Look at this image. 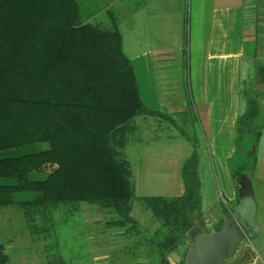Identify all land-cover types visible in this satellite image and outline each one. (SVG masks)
I'll return each instance as SVG.
<instances>
[{"label":"trees","instance_id":"16d2710c","mask_svg":"<svg viewBox=\"0 0 264 264\" xmlns=\"http://www.w3.org/2000/svg\"><path fill=\"white\" fill-rule=\"evenodd\" d=\"M82 15L80 0H0V210L41 214L49 226L52 216L97 205L116 213L108 227L136 230L125 148L137 116L161 113L142 100L119 30ZM247 110L237 124L238 155L248 152L247 135L257 145L264 128L260 105ZM195 158L184 167L185 195L140 199L160 225L147 240L157 254L151 264H173L168 255L187 236L190 244L189 214L200 204ZM5 252L0 245V264Z\"/></svg>","mask_w":264,"mask_h":264},{"label":"crops","instance_id":"0c3cea01","mask_svg":"<svg viewBox=\"0 0 264 264\" xmlns=\"http://www.w3.org/2000/svg\"><path fill=\"white\" fill-rule=\"evenodd\" d=\"M95 4L96 8L86 12L84 22L94 18L99 24L116 25L123 37L124 51L134 66L142 100L161 115L137 116L133 121L135 139L149 137L147 144H140L141 162L136 164L135 171L132 169L135 196L141 207L133 203L132 216L137 229L108 227L117 215L100 213L102 208L93 206L82 209L75 228L81 236L80 245L87 249L84 256L90 258L85 264L93 262L96 250L105 251L103 247L110 244L107 241L110 236L117 237L126 250L129 248L127 252L134 263L151 264L155 263L157 254L147 240L153 238L160 225L148 215L140 199L177 198L186 194L184 167L194 154H187L193 149L192 142L184 140L177 117H183L191 108L202 129V141L209 146L214 176L217 179L216 168L220 179L227 184L230 211L236 203L237 193L232 187L227 160L237 148L238 120L248 111L251 101L260 105L264 118V0H97ZM185 69L186 91L177 88L173 77ZM169 128L183 141L166 138L164 145L158 144L163 131ZM256 147L251 155H261L257 171L261 170L264 177V128ZM205 152L202 148V153ZM202 159L209 158L203 155ZM129 161L132 167L130 158ZM263 177L260 179L264 181ZM226 210L227 207L223 213ZM198 212L201 216L191 220L203 219L206 212L201 209ZM100 215L107 218L97 220L95 217ZM101 233L103 237L99 238ZM41 244L44 247L41 260L35 264H80L79 255L70 253L64 244L54 245L55 250L47 247L53 242L41 241ZM30 245L20 249L8 246L6 264H14L18 256L24 260L34 255ZM260 262L264 259L256 257L246 264Z\"/></svg>","mask_w":264,"mask_h":264},{"label":"rangeland","instance_id":"374dc122","mask_svg":"<svg viewBox=\"0 0 264 264\" xmlns=\"http://www.w3.org/2000/svg\"><path fill=\"white\" fill-rule=\"evenodd\" d=\"M96 1L97 0H80L83 6V22L86 20V12H88V10L90 11L91 8L97 7V5L95 4ZM88 23L99 25L110 30H114L116 27V25L113 26L110 22H107L108 24H99L94 18L89 19ZM124 34L126 33L124 32ZM173 77L176 82L177 88L182 87L184 91H186L185 88L188 85V73L186 69L181 73L173 75ZM186 94H190L189 91H187ZM177 123H180L182 126L183 133L185 134L183 135L184 140L187 139V141L192 142L193 149L189 146L192 150L191 152H187V154H194V156L198 157V160L193 162L197 172L196 180L198 182V195L200 198V204L196 207L195 210L190 211V218H199L201 214L198 212V210L201 209L203 212L207 213H204V215L202 216L204 223L207 219L212 226L220 224V222L225 219L226 214L231 212L230 207L228 206L231 205V203L229 201L228 193L226 192L227 184L220 179L216 168H214V170L217 174V179L214 176L212 168L214 164L212 162V155L209 151V146L205 144V140L204 142L202 141V129L197 123L193 108H191L190 112H188L183 117H177ZM170 129L171 128L163 131L161 137L159 138L158 144L164 145L166 138L174 140L175 142H178V140L183 141V138L180 137L179 134H176L174 130ZM148 139L149 137L146 135L144 136L143 140H136L134 134L129 136V141L125 148V151L126 156L128 155V157L132 160V169L134 171L138 166H136V164H139L141 162L140 144H147L146 141ZM245 140L247 141V147L249 148L247 149L248 152L240 151L241 155H238V153L236 152V148L235 153L227 160L228 171L232 178V187L234 186L233 189L236 190V193L238 184L244 185L245 181H250L258 206L257 221L261 229V234L255 238L244 241L236 255L231 259H228L225 264H246L247 261L256 257L259 259H264V181L260 179L261 176L263 177V175H260L261 170L257 171L259 158L261 155L258 154L256 156H253L249 154V152L251 151L252 153L254 151V148L256 147V142L253 135H247ZM150 146L160 147L159 145L151 144ZM258 146L256 147V149H258ZM202 148L206 150L205 153H202ZM194 149H197V151H194ZM203 155H205L209 159H202ZM202 167L205 169L204 172H202ZM50 170L51 167H41L37 169V171L43 172H49ZM38 175L40 174L36 173L34 178L43 179L42 175L40 177ZM244 177H246L248 180ZM134 204H136L139 209L141 208L137 201H135ZM81 206L84 207L82 209H85L86 206L98 207L97 205L89 204H82ZM226 207L228 208V210H226L227 213H223V210ZM104 211H107V213L116 214L114 211L109 209H100V213ZM81 213L82 212L80 211L73 216L70 215L68 217H64L63 219H61V215L52 216V220H54V222H52V225L47 226L43 224V217L41 214L32 216L34 218L33 220L22 209L13 207L8 209L2 208L0 210V245L4 246L7 253L9 247L20 249L23 247H28L26 245H30V242H32L29 248L33 247L35 254H32L33 256L28 255L24 260L22 259L23 257L18 256L14 258V264H19L23 261H27L29 264L38 263L41 260L40 252H42L44 249L41 241L53 242V245H47L48 248L52 246L53 250H55L54 245L57 246V244L59 243L64 244L65 248L70 253L75 252L77 253V255H79L78 263L85 264L89 262L90 258L84 256L87 249L80 245L81 243L79 241L81 236L78 230L75 228V225H77L79 219H81ZM147 213L149 216L152 215L150 212ZM194 214H196L197 216H194ZM95 218L102 221L105 220L107 216L100 215ZM195 219L196 218L192 220ZM107 234L115 235L113 232H109ZM100 237H103V233L100 234L99 238ZM107 241L110 244L103 247L105 251L96 250L93 256V261L98 260L103 264H136L134 263L135 260L132 259L131 255L127 252L129 248L126 250L124 245L120 246L117 237L112 238V236H110ZM188 244L189 237L187 236L184 244L179 245L178 249H176L173 254L171 253L170 255H168L173 264L182 263L181 261L182 259H184ZM125 245L129 244L126 243ZM107 253H109L110 255L107 256Z\"/></svg>","mask_w":264,"mask_h":264},{"label":"water","instance_id":"95a60500","mask_svg":"<svg viewBox=\"0 0 264 264\" xmlns=\"http://www.w3.org/2000/svg\"><path fill=\"white\" fill-rule=\"evenodd\" d=\"M257 211L250 181H245L244 185L238 184L236 203L219 228H208L202 219L193 220L189 232L190 244L183 264H225L236 255L244 241L260 234Z\"/></svg>","mask_w":264,"mask_h":264},{"label":"built area","instance_id":"2783aa9c","mask_svg":"<svg viewBox=\"0 0 264 264\" xmlns=\"http://www.w3.org/2000/svg\"><path fill=\"white\" fill-rule=\"evenodd\" d=\"M205 222H206V224L209 226V227H213L212 225H211V223L206 219L205 220ZM90 264H103V263H101L100 261H98V260H95V261H93L92 263H90Z\"/></svg>","mask_w":264,"mask_h":264}]
</instances>
